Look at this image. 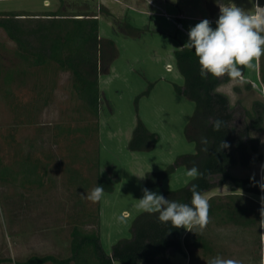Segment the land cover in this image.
<instances>
[{"label": "rangeland", "instance_id": "1", "mask_svg": "<svg viewBox=\"0 0 264 264\" xmlns=\"http://www.w3.org/2000/svg\"><path fill=\"white\" fill-rule=\"evenodd\" d=\"M234 2L245 9L252 7V0ZM260 4L264 5V0ZM217 7L218 0H0V12L96 13L100 36L112 39L117 48L111 68L107 72L102 69L99 76L101 103L96 117L86 99L74 90L70 71L54 62L33 67L23 63L16 54V42L0 27V160L12 167L14 175L21 170L31 173L36 164L42 174L41 184L25 186L0 179V264H17L34 255L68 258L76 226L85 232L97 228L109 254L118 239L130 237L131 224L142 212L137 204L142 189L148 188L147 172L165 170L180 155L196 150L186 132L195 103L176 90L175 85H184L185 79L174 53L187 42L189 29L201 20L208 19L216 27L219 15L211 17ZM35 18L29 15L26 22ZM106 47L109 54V45ZM9 70L14 71L11 83L6 82ZM247 84L252 89H246ZM219 90L238 107L234 125L242 130L249 124L246 110L255 100L264 101V57ZM139 121L159 135L151 150L129 148ZM256 134L261 149L264 132ZM262 153L263 159L258 160V153L252 152L250 164L239 165L233 172L239 176L257 174L264 183V149ZM70 169L81 171L90 180L88 189L70 180ZM187 171L181 165L148 189L162 194L185 186L193 179ZM99 175L107 178L114 190L105 191L99 202L92 203L85 197L97 187ZM27 176L31 180L28 174L23 179L27 181ZM232 191L233 183L227 182L204 194ZM79 197L84 198L81 204L76 203ZM257 197L261 204L264 191ZM98 207L99 219L89 215ZM122 214L123 222L118 219ZM214 232L223 235L219 240L223 248L235 249L239 257L250 244L247 228L233 226L224 231L216 226ZM224 239L227 242L223 244ZM172 260L185 264L180 255Z\"/></svg>", "mask_w": 264, "mask_h": 264}, {"label": "trees", "instance_id": "2", "mask_svg": "<svg viewBox=\"0 0 264 264\" xmlns=\"http://www.w3.org/2000/svg\"><path fill=\"white\" fill-rule=\"evenodd\" d=\"M36 16L34 20L27 16ZM130 27L128 23L125 24ZM0 27L17 44L16 54L21 61L30 67L54 62L62 70L72 74V85L76 92L82 95L94 116L100 115V84L99 76L103 71L107 72L110 64L117 56L116 43L112 39L100 36V20L98 14L83 11L71 16L57 11L28 13L22 11L0 12ZM109 45L111 52L106 53ZM108 48V49H109ZM176 64L184 76V85L176 84L178 93L186 95L195 103V110L187 125L188 138L195 142L196 150L192 153L180 155L177 160L161 171L147 172V184L149 188L162 181L174 172L179 166L188 169L197 166L203 176L192 179L187 185L165 190L162 194L181 203L190 204L191 184H197L198 190L204 194L227 182L233 183V192L225 195L211 196L209 223L204 229L187 231L183 228H174L171 223L159 222L158 214L141 212L130 227V237L118 239L112 247V253H107L101 243L99 230L83 231L77 226L73 230L72 254L66 259H60L55 255H34L17 264H177L172 260L177 254L190 255L189 264H197L193 260V254L197 248L207 254H215V225L233 224L239 229L251 227L246 239L251 245V256L246 260L247 264H259L262 261V231L259 209L261 204L247 193L258 195L260 179L257 174L247 176L236 175L233 170L242 165L248 166L252 160V152L258 153V160L263 159L262 150L259 149L260 136L256 132H264V101L255 100L252 108L245 112L249 124H245L242 130H237L234 125L235 107L231 103L228 94L219 88L232 79L228 76L215 78L209 75L202 79L199 75L200 66L194 49L181 47L175 50ZM244 69H242V75ZM14 71L6 74V82L11 83ZM246 89H252L251 84ZM239 91V87H234ZM240 101V100H239ZM224 122L220 131H213L215 120ZM89 132L88 128H85ZM255 133V134H253ZM201 136L207 137L209 150L201 151L199 143ZM159 135L150 131L142 121H139L134 129L129 144L131 150H151L158 142ZM226 141L230 148L217 151L221 141ZM82 141V140H81ZM252 150V152L249 151ZM0 179L19 181L26 184H41L42 174H38L36 164L31 173L24 172L27 181L24 180L23 170L14 175L12 167L3 164L0 160ZM70 180L83 189H88L90 180L81 171L69 170ZM39 176V177H38ZM38 178V179H37ZM102 186L105 191L113 192V184L103 176L97 178V186ZM242 189L244 192H236ZM84 198L79 197L76 203H83ZM99 207L96 213L89 214L94 218L99 217ZM186 232L184 238L183 233ZM245 232V231H244ZM240 264L242 262L240 261Z\"/></svg>", "mask_w": 264, "mask_h": 264}, {"label": "clouds", "instance_id": "3", "mask_svg": "<svg viewBox=\"0 0 264 264\" xmlns=\"http://www.w3.org/2000/svg\"><path fill=\"white\" fill-rule=\"evenodd\" d=\"M219 16L216 27L211 21L203 19L188 31V40L183 47L193 50L200 66L199 75L207 79L209 75L215 78L228 76L237 79L242 76V69L254 67V61L264 57V6L260 0H252V7L245 9L238 6L234 0H218ZM224 122L217 119L213 123V131H220ZM201 151L207 153L209 141L201 136L199 141ZM230 148L226 141H221L217 151ZM264 171V165L261 166ZM194 180L203 176L197 166L187 171ZM143 178V177H141ZM264 180V176H262ZM193 183L190 187V204L177 202L166 198L163 194L143 188V196L138 199L137 207L148 214H158L159 222L171 223L174 228L187 231L204 229L209 223V201ZM264 191V183H260ZM105 190L102 186L92 189L86 199L92 203L99 202ZM261 228H264V197H261L259 209ZM121 222L125 214L118 218ZM208 264H240L239 260L216 255Z\"/></svg>", "mask_w": 264, "mask_h": 264}, {"label": "crops", "instance_id": "4", "mask_svg": "<svg viewBox=\"0 0 264 264\" xmlns=\"http://www.w3.org/2000/svg\"><path fill=\"white\" fill-rule=\"evenodd\" d=\"M125 3V2H124ZM125 5H127L128 6V4H125ZM134 10H136V11H140V12H142V13H146V11L145 10H143V9H141L140 7H133L132 5H130ZM218 9H217V13H215L214 14V16H212L211 17V19L212 18H214V17H216L217 15H219V7H217ZM99 17V16H98ZM100 18V17H99ZM111 65L112 64H110V68H111ZM229 188L232 190V186H229ZM238 190H240V189H238ZM233 192V191H232ZM236 192H240V191H236ZM244 192V191H243ZM250 197H252V198H254V199H256L257 201H259V199H258V195H255V194H252V193H247ZM205 195H207L206 197H205ZM214 195H222V193H218V192H213V194L211 193V194H204V197L208 200L211 196H214ZM225 195V194H224ZM216 226H220L221 228H224V231H226V230H228L229 231V229H231L233 226H235V225H233V224H221V225H215V227ZM238 228V227H237ZM247 229H249V232H248V234L250 233L251 234V227H248ZM214 231H215V228H214ZM261 231H262V261H261V263H259V264H264V228H262L261 229ZM246 232V231H245ZM242 233V232H241ZM185 234H186V232H184L183 233V238H184V236H185ZM215 237H217L218 239H216L215 241H216V243H215V254H207V255H205L203 252H202V250L200 249V248H197L196 250H195V252H194V254H193V260L195 261V263H197V264H208V261L211 259V258H213L214 256H216V255H220V256H222V257H224V258H231V259H236V260H239V261H241L242 262V264H247L246 262H243L246 258H250V256H251V253H250V251L249 250H251V243L249 244V245H247L246 246V248L245 249H243V252H242V257H239V254L238 253H235L236 252V250L235 249H229V248H223L224 246H222V244L221 243H219V240H220V242L223 240L222 239V237H223V235H221V234H218V232H217V234L215 235ZM226 238V237H225ZM227 239H224V242H223V244L225 243V242H227L226 241ZM230 240H232V239H230V238H228V241H230ZM231 244H234V243H231ZM236 245V244H235ZM229 247H231L230 245H229ZM232 248V247H231ZM187 252V254L186 255H183V254H177V255H180V256H182V258L184 259V261H185V264H189V262H190V255H189V253H188V251H186ZM176 255V256H177ZM176 256H174V257H176Z\"/></svg>", "mask_w": 264, "mask_h": 264}, {"label": "built area", "instance_id": "5", "mask_svg": "<svg viewBox=\"0 0 264 264\" xmlns=\"http://www.w3.org/2000/svg\"><path fill=\"white\" fill-rule=\"evenodd\" d=\"M261 6H264V5H261Z\"/></svg>", "mask_w": 264, "mask_h": 264}]
</instances>
